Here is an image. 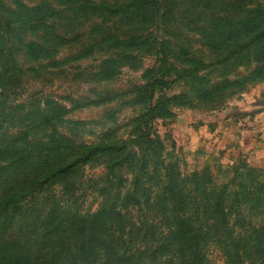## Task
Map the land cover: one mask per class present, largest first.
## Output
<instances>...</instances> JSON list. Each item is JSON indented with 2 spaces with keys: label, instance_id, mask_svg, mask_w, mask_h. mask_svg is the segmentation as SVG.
Masks as SVG:
<instances>
[{
  "label": "rangeland",
  "instance_id": "obj_1",
  "mask_svg": "<svg viewBox=\"0 0 264 264\" xmlns=\"http://www.w3.org/2000/svg\"><path fill=\"white\" fill-rule=\"evenodd\" d=\"M19 1L33 15L28 24L38 27V37L41 29L51 26L58 36L52 39L55 50L42 58L18 51L20 74L0 88V197L15 182L42 180L46 161L58 162L82 146L121 142L143 133L148 117L154 115L151 125L164 144L160 156L176 161L175 180L191 188L184 190L185 196L200 195L204 206L216 190H223L222 209L231 215L229 234L237 238L239 233L260 229L264 161L254 165L241 151L223 156L188 148L185 120L196 127L206 116L263 96L264 57L246 56L252 49L250 39L236 41L230 37V26L259 5L264 7V0H160L130 19L86 4L110 2L120 7L132 0H82L75 5L64 0ZM3 3L12 10L16 7L14 0ZM47 5L52 11L45 14L42 9ZM217 17L230 25L225 27L224 49L215 48L207 37ZM28 37L35 38L30 33ZM237 49L244 51L237 54ZM40 110L53 116L54 128L40 125ZM46 146H52L50 154ZM5 147L7 153L2 152ZM132 148L134 158L132 152L120 157L98 155L75 171L83 213L97 210L109 182L113 191H126L138 181L141 200L154 205L163 184L161 158L148 157L147 163ZM138 167L145 175L135 180ZM193 174H199L202 185L198 194L192 193ZM41 188H27L25 200L38 198ZM256 237L239 260L232 243H208V264H264V256L258 258L256 247L262 245H257Z\"/></svg>",
  "mask_w": 264,
  "mask_h": 264
},
{
  "label": "trees",
  "instance_id": "obj_2",
  "mask_svg": "<svg viewBox=\"0 0 264 264\" xmlns=\"http://www.w3.org/2000/svg\"><path fill=\"white\" fill-rule=\"evenodd\" d=\"M64 1L75 5L82 0ZM158 1L132 0L120 7L110 5V2L95 5V2L88 1L86 6L102 9L107 14L115 11L112 15H123V18L130 19L137 15L138 10L154 6ZM14 2L16 7L12 10L0 0V88L16 81L20 74L16 59L18 51L29 58H42V55L55 50L52 39L58 36L54 26H51L41 29L43 34L38 37V27L28 24L33 15L28 13L24 3L19 0ZM81 8L87 9L85 6ZM71 9L77 8L73 6ZM42 10L46 14L52 8L47 5ZM246 14L231 26L223 25L221 17L213 19L216 24L207 37L213 41L215 48L224 49L228 39L225 27L230 26V37L236 41L240 38L250 39L252 49L247 51L246 56L255 54L261 60L264 57V7L259 5L254 12ZM35 15L41 14L36 12ZM37 21L40 23L42 17ZM28 33L35 38H29ZM242 51L237 49L236 53ZM200 85L195 86L197 91H201ZM39 113L40 125L54 128L53 116L45 110ZM148 119L147 130L133 138L82 146L58 162L46 161L41 170L42 180L32 178L27 183L15 182L3 191L0 197V264H208L205 253L208 243H232L239 260L246 255V248L253 241V236H257L254 238L257 245H262L256 247L259 248L258 258L263 257L264 217L259 219L263 224L257 232L239 233L237 238L230 235L228 226L231 215L222 209L223 190H216L213 198L204 206H201L200 195L185 196L184 190L191 188L178 185L175 180L177 163L172 158L162 159L160 156L164 144L151 125L155 116L150 115ZM127 144L129 146L126 148ZM51 147L46 146L48 154L53 151ZM132 147L140 151L139 159L147 163L148 157L161 158L159 169L163 184L154 205L141 200L136 188L139 187L138 181L126 191L115 188L116 192L109 182L105 185L107 194L97 210L83 213L77 194L80 185L73 178L75 171L98 155L120 157L132 152L134 158ZM2 149L3 153H7L6 147ZM141 171L140 167L135 169V180L138 175H145ZM198 177L199 174H193L194 194H198L202 187ZM37 186L42 187L39 197L27 202V188ZM241 250L243 253L239 252Z\"/></svg>",
  "mask_w": 264,
  "mask_h": 264
},
{
  "label": "crops",
  "instance_id": "obj_3",
  "mask_svg": "<svg viewBox=\"0 0 264 264\" xmlns=\"http://www.w3.org/2000/svg\"><path fill=\"white\" fill-rule=\"evenodd\" d=\"M261 96V95H260ZM241 106H231L198 121L185 120V145L202 153L228 156L240 151L252 164L264 161V92ZM259 100V101H258ZM258 101V102H257ZM257 103V104H256ZM235 111V112H232ZM196 128V129H195Z\"/></svg>",
  "mask_w": 264,
  "mask_h": 264
}]
</instances>
